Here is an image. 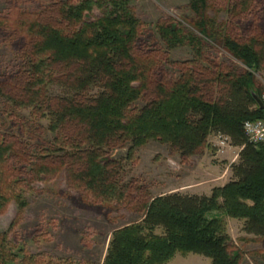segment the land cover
<instances>
[{
  "label": "trees",
  "instance_id": "16d2710c",
  "mask_svg": "<svg viewBox=\"0 0 264 264\" xmlns=\"http://www.w3.org/2000/svg\"><path fill=\"white\" fill-rule=\"evenodd\" d=\"M212 1L187 4L199 36L185 34L178 23L156 27L168 51L184 44L194 49L191 61L165 63L178 73L173 81L159 75L160 68L147 71L149 53L131 0L59 2L23 22L14 38L25 66L10 77L0 75V98L14 110L31 108L54 140L30 146L0 132V211L5 172L38 180L65 170L68 185L91 203L139 202L141 221L112 232L103 264H168L190 254L211 264H241L227 221H241L247 235L264 239V147L249 143L244 132L246 122L263 118L256 78L264 74V0H232L230 32L207 16ZM212 48L225 50L234 63L210 62L203 51ZM51 87L69 96H51ZM93 89L101 93L92 96ZM141 101L145 105L138 108ZM13 119V126L22 125ZM219 136L240 149L239 159L230 165L231 181L210 196L152 197L126 180V166L149 141L187 163ZM124 148V158L112 157ZM15 199L21 212L26 204L19 195ZM16 249L0 232V264H36Z\"/></svg>",
  "mask_w": 264,
  "mask_h": 264
},
{
  "label": "rangeland",
  "instance_id": "374dc122",
  "mask_svg": "<svg viewBox=\"0 0 264 264\" xmlns=\"http://www.w3.org/2000/svg\"><path fill=\"white\" fill-rule=\"evenodd\" d=\"M75 1L0 0V75L10 77L25 66L19 46L15 43L17 39L14 38L15 31H20L25 26L23 22L34 21L50 5ZM188 2L189 0H131V6L141 23L140 41L148 50L146 53H149L144 59L151 64L146 66L147 71L152 73L155 68H160L159 75L169 81L176 80L178 73L165 63L188 62L195 58V53L188 44L168 51L158 36L156 27L171 22L178 23L185 34L199 36L192 27L197 18L187 8ZM225 2L217 5L212 1L207 16L230 32L229 10L232 0ZM203 52L215 64L234 63L223 49L212 48ZM237 65L242 67L239 63ZM256 81L264 93V74L258 75ZM49 93L51 96H69L60 87H51ZM100 93L99 89H93L92 96ZM144 105L145 102L141 101L137 107ZM13 116L20 120L23 127L21 124L19 127L13 126L16 120ZM0 132L4 135L9 133L30 146L36 145L37 140H54L53 135L48 133V123L37 122L31 108L14 110L2 98ZM215 139H210L209 148L202 156L193 157L187 163L166 145L149 141L137 152L135 163L126 166V180H134V184L143 186L152 197L179 192H200L199 194L204 195L210 188L231 181L230 175L224 174V171L231 161L237 159V149L232 146L224 154H215V149L219 151L216 145L218 137ZM126 150L124 148L112 157L120 160L126 156ZM2 194L6 202L0 211V232L8 233L11 244L17 247L15 252L22 249L25 256L35 258L36 264H103L112 232L142 219V212L136 208L139 204L137 201L129 202L126 206L91 203L80 191L68 185L65 170H54L38 177V180L34 176L21 178L17 174L11 176L9 172H5ZM17 195L26 204L21 212L15 199ZM243 229V222L233 219L227 221L232 248L242 255L241 264H264V239L249 236ZM168 264H211V260L195 254L177 255Z\"/></svg>",
  "mask_w": 264,
  "mask_h": 264
},
{
  "label": "built area",
  "instance_id": "2783aa9c",
  "mask_svg": "<svg viewBox=\"0 0 264 264\" xmlns=\"http://www.w3.org/2000/svg\"><path fill=\"white\" fill-rule=\"evenodd\" d=\"M261 99L264 107V93H262ZM244 132L246 133L249 143L264 147V110L261 120L249 121L244 124ZM216 145L220 153H224V151L231 146L229 138L221 136L218 137V144Z\"/></svg>",
  "mask_w": 264,
  "mask_h": 264
},
{
  "label": "crops",
  "instance_id": "0c3cea01",
  "mask_svg": "<svg viewBox=\"0 0 264 264\" xmlns=\"http://www.w3.org/2000/svg\"><path fill=\"white\" fill-rule=\"evenodd\" d=\"M215 138H217V137H212L211 140L213 139V140L215 141V140H216ZM225 152H226V151H224V153H225ZM239 152H240V149H239V150L237 149V157H236L237 159H234L233 161H231L230 164L228 165V167L226 168V170L224 171V174H227V175L229 174V175H230V176H229L230 179H231V175H232V174H231V168H229V166H230L231 164H233V163H236V162L238 161V159H239V156H238ZM218 153H219V151H218V152H217V151L215 152V154H218ZM224 153H223V154H224ZM221 154H222V153H221ZM235 160H236V161H235ZM218 176H220V175H218ZM228 183H229V182H228ZM228 183H225V184H223V185H219V186H214L213 188H210V190H209L208 192H206L204 195H203V194H199L200 192H195V193H193V194H192V193H187V194H188V195H189V194H190V195H197V196H210V195H211L210 192H212V190H213L214 188H216V187H223V186L227 185ZM186 186H188V185H186ZM190 187H191V186H189L188 189H190ZM183 188H185V186H184ZM186 189H187V188H186ZM179 193H180V192H179ZM181 193H182V192H181ZM181 193H180V194H181ZM183 194H185V193H183Z\"/></svg>",
  "mask_w": 264,
  "mask_h": 264
},
{
  "label": "water",
  "instance_id": "95a60500",
  "mask_svg": "<svg viewBox=\"0 0 264 264\" xmlns=\"http://www.w3.org/2000/svg\"><path fill=\"white\" fill-rule=\"evenodd\" d=\"M256 104H257V107L260 109V110H264V107H263V102H262V99L260 98H256Z\"/></svg>",
  "mask_w": 264,
  "mask_h": 264
}]
</instances>
